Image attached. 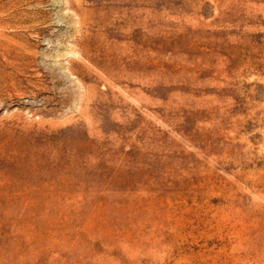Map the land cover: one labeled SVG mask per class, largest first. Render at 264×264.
Segmentation results:
<instances>
[{"label": "rangeland", "instance_id": "obj_1", "mask_svg": "<svg viewBox=\"0 0 264 264\" xmlns=\"http://www.w3.org/2000/svg\"><path fill=\"white\" fill-rule=\"evenodd\" d=\"M0 264H264V0H0Z\"/></svg>", "mask_w": 264, "mask_h": 264}]
</instances>
